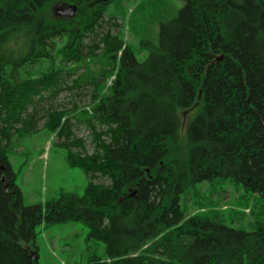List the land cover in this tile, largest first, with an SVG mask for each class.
Instances as JSON below:
<instances>
[{
    "label": "trees",
    "instance_id": "obj_1",
    "mask_svg": "<svg viewBox=\"0 0 264 264\" xmlns=\"http://www.w3.org/2000/svg\"><path fill=\"white\" fill-rule=\"evenodd\" d=\"M179 1L158 44L136 53L124 23L108 24L113 0H0V264H38L36 227L71 221L106 245L108 260L91 264H264V220L246 232L181 208L191 186L215 180L264 198V0ZM56 2L78 15L46 16ZM89 88L88 108L41 107ZM197 105L183 144L182 113ZM41 118L89 183L26 206L8 154Z\"/></svg>",
    "mask_w": 264,
    "mask_h": 264
},
{
    "label": "rangeland",
    "instance_id": "obj_2",
    "mask_svg": "<svg viewBox=\"0 0 264 264\" xmlns=\"http://www.w3.org/2000/svg\"><path fill=\"white\" fill-rule=\"evenodd\" d=\"M73 5L75 4L56 2L46 11V16L75 18L78 13L73 17L59 14V11ZM182 6L183 3L179 0H113L108 12L116 18L108 24L122 26L124 23L125 41L138 53L142 43L158 44L160 24L174 18ZM108 24L104 25L105 30L110 29ZM112 29L118 30L117 27ZM148 50L146 48L144 54H137L138 57L142 60ZM98 65L93 63L91 67L95 70ZM111 82L112 79L108 84ZM70 83L71 81H67V84ZM92 94V88L63 90L52 99L46 94L41 107L48 109L52 105L59 109H71L77 105L88 108L91 106ZM198 108L197 105L182 113L183 144H186L187 124L196 117ZM38 111L40 117L43 112L41 108ZM45 122L46 119H39L35 132L15 138L8 154L12 170L17 175L16 184L23 193V203L26 206L56 201L63 191L84 196L89 183L88 176L80 168L69 164L67 149L59 144L57 135L45 127ZM75 135L84 138L87 151L92 152L89 129L79 126L75 128ZM96 182L109 183L106 178H98ZM181 208L188 216L203 215L246 232L254 231L257 222L264 220V198L228 179L191 186L182 196ZM35 232L36 237L30 246L38 251V264H91L94 259L108 260L106 245L88 239L89 228L82 222L41 224L36 227Z\"/></svg>",
    "mask_w": 264,
    "mask_h": 264
},
{
    "label": "water",
    "instance_id": "obj_3",
    "mask_svg": "<svg viewBox=\"0 0 264 264\" xmlns=\"http://www.w3.org/2000/svg\"><path fill=\"white\" fill-rule=\"evenodd\" d=\"M77 13H78V8H77L76 5L69 6L68 8H65V9L59 11V14L60 15H62V16H69V17H73V16L77 15ZM3 169L4 168H2V170ZM2 181H5V179L3 178ZM33 258H35V257L33 256Z\"/></svg>",
    "mask_w": 264,
    "mask_h": 264
},
{
    "label": "flooded vegetation",
    "instance_id": "obj_4",
    "mask_svg": "<svg viewBox=\"0 0 264 264\" xmlns=\"http://www.w3.org/2000/svg\"><path fill=\"white\" fill-rule=\"evenodd\" d=\"M65 17H68V16H65ZM4 170H6V168H4Z\"/></svg>",
    "mask_w": 264,
    "mask_h": 264
}]
</instances>
